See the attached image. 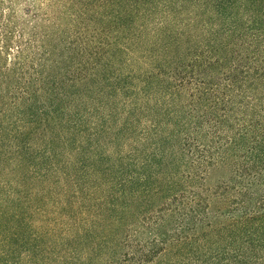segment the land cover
<instances>
[{
    "label": "trees",
    "instance_id": "obj_1",
    "mask_svg": "<svg viewBox=\"0 0 264 264\" xmlns=\"http://www.w3.org/2000/svg\"><path fill=\"white\" fill-rule=\"evenodd\" d=\"M0 264H264V0H0Z\"/></svg>",
    "mask_w": 264,
    "mask_h": 264
}]
</instances>
